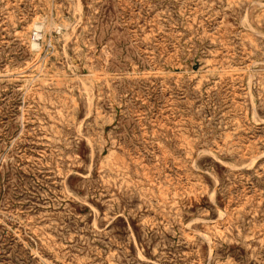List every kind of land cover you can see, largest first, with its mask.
<instances>
[{
  "label": "rangeland",
  "instance_id": "1",
  "mask_svg": "<svg viewBox=\"0 0 264 264\" xmlns=\"http://www.w3.org/2000/svg\"><path fill=\"white\" fill-rule=\"evenodd\" d=\"M0 264H264V0H0Z\"/></svg>",
  "mask_w": 264,
  "mask_h": 264
},
{
  "label": "bare ground",
  "instance_id": "2",
  "mask_svg": "<svg viewBox=\"0 0 264 264\" xmlns=\"http://www.w3.org/2000/svg\"><path fill=\"white\" fill-rule=\"evenodd\" d=\"M245 20V19H244ZM248 25V24H247Z\"/></svg>",
  "mask_w": 264,
  "mask_h": 264
}]
</instances>
